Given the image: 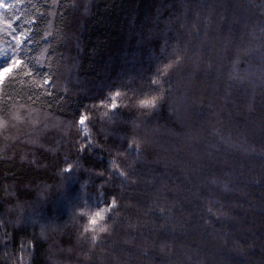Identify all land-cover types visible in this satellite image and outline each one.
Segmentation results:
<instances>
[{
	"label": "trees",
	"instance_id": "16d2710c",
	"mask_svg": "<svg viewBox=\"0 0 264 264\" xmlns=\"http://www.w3.org/2000/svg\"><path fill=\"white\" fill-rule=\"evenodd\" d=\"M21 7L24 19L45 21L42 31L51 22L50 52L68 96L0 128V264H264V0H60L55 7L22 0ZM177 45L184 61L160 108L140 117L149 121L139 129L147 143L136 163L126 162L124 183L110 160L138 117L125 111L97 121L96 147L83 152L87 141L71 117L106 85L131 79ZM237 57L252 70L243 84L227 78ZM114 196L117 223L93 249L74 208L103 207ZM149 208L155 214L145 215ZM166 230L162 248L153 241Z\"/></svg>",
	"mask_w": 264,
	"mask_h": 264
},
{
	"label": "snow or ice",
	"instance_id": "6c2138e0",
	"mask_svg": "<svg viewBox=\"0 0 264 264\" xmlns=\"http://www.w3.org/2000/svg\"><path fill=\"white\" fill-rule=\"evenodd\" d=\"M51 2L55 7L60 0H51ZM21 5L22 0H0V128L20 121L25 113L30 115L42 111L43 107L50 108L52 101L61 103L68 96V89L60 83L59 67L50 52L49 38L53 36V32L49 30L51 22L49 21L42 31L39 25L45 21L39 17L24 19ZM6 13H10L11 18ZM49 15L55 13L50 12ZM185 55V50L178 45L171 51L162 49L146 70L137 73L131 79L125 78L106 85L90 105H82L79 111L73 113L70 125L77 128L87 141L81 146L80 151L96 147L91 136L97 121L111 123L125 111L136 115L137 119L128 121L131 124L130 141L126 138V142L122 145L123 151L117 150V158L123 157V161L118 162L117 158L110 160L113 173L126 183L130 172L126 171L125 167L128 169L132 167L126 162L131 160L133 164L136 163L147 143L139 129L146 127L149 121L140 117L152 115L166 100L173 87V77L181 67ZM239 64L240 58L237 57L227 71V78L243 84L252 74V70L241 69ZM260 76L264 81V64L260 67ZM57 91L63 92L64 95L57 96ZM36 105L43 107L38 108L35 107ZM78 167L77 160L68 163L64 171L72 174ZM208 183L219 186L214 177L209 178ZM221 190L229 192L228 184H223ZM213 202L219 203V201ZM117 209L118 200L114 196L110 203H106L89 217L88 225L84 227L80 236L93 249L102 239L100 234L112 235L113 226L117 223L114 219L118 215ZM166 211L170 212L171 209L159 208L161 214ZM149 212L155 214V209H147L145 215ZM208 212L211 213L212 208H209ZM76 218L78 219L77 216ZM129 227L142 226L130 224ZM85 233L91 235L85 236ZM169 234V230L163 231L158 234L159 240L153 242L158 243L162 248H167ZM171 234L174 235V232ZM23 250L22 246L21 251Z\"/></svg>",
	"mask_w": 264,
	"mask_h": 264
},
{
	"label": "clouds",
	"instance_id": "9594fccd",
	"mask_svg": "<svg viewBox=\"0 0 264 264\" xmlns=\"http://www.w3.org/2000/svg\"><path fill=\"white\" fill-rule=\"evenodd\" d=\"M74 210L78 219L81 220V229L83 232L84 227L88 225L89 217L93 215L96 211L100 210V206L92 204H83L79 206L77 205ZM84 235L90 236L91 233H85Z\"/></svg>",
	"mask_w": 264,
	"mask_h": 264
}]
</instances>
